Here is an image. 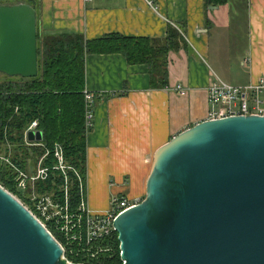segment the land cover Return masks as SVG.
I'll return each instance as SVG.
<instances>
[{"label":"crops","instance_id":"obj_1","mask_svg":"<svg viewBox=\"0 0 264 264\" xmlns=\"http://www.w3.org/2000/svg\"><path fill=\"white\" fill-rule=\"evenodd\" d=\"M36 2L41 35H79L86 43L115 35L171 47L165 88H153L149 67L129 65L122 54L84 57V91L95 101L86 134L85 204L92 213L108 210L114 196L144 198L154 152L207 120L210 73L236 86L264 77V0Z\"/></svg>","mask_w":264,"mask_h":264},{"label":"water","instance_id":"obj_2","mask_svg":"<svg viewBox=\"0 0 264 264\" xmlns=\"http://www.w3.org/2000/svg\"><path fill=\"white\" fill-rule=\"evenodd\" d=\"M37 73L36 9L0 4V74ZM112 228L122 264H264V117L206 120L174 136L153 154L144 199ZM0 264H73L1 186Z\"/></svg>","mask_w":264,"mask_h":264},{"label":"trees","instance_id":"obj_3","mask_svg":"<svg viewBox=\"0 0 264 264\" xmlns=\"http://www.w3.org/2000/svg\"><path fill=\"white\" fill-rule=\"evenodd\" d=\"M27 3L36 9V0H3L0 4ZM222 5L226 0H206ZM168 47H156L146 40L107 36L101 40L84 42L79 35L45 36L37 31L38 73L35 78H8L0 74V186L17 197L34 215L37 200L48 197L58 208L65 206L63 175L53 170L56 160L54 146L63 150L64 163L72 166L79 179L67 172V210L80 214V205L86 202V134L84 130V57L92 54H122L129 65L144 64L149 67L150 85L153 88L167 86L166 53ZM37 122L42 132L41 142L27 146L24 133ZM41 144V145H36ZM7 158L9 163L2 161ZM46 168L44 180L28 182L25 190L19 187L20 176L33 175L37 162ZM17 179V181H16ZM61 224V223H60ZM47 230L65 250V257L74 264H122L117 234L95 243L93 258H86L83 243L67 244L63 234L57 232L55 220L46 224ZM56 225V227H55ZM59 225V224H58ZM60 226V225H59ZM70 249L81 252L79 257ZM101 252H98V250Z\"/></svg>","mask_w":264,"mask_h":264},{"label":"built area","instance_id":"obj_4","mask_svg":"<svg viewBox=\"0 0 264 264\" xmlns=\"http://www.w3.org/2000/svg\"><path fill=\"white\" fill-rule=\"evenodd\" d=\"M174 91L181 96L186 94V90L181 85H176ZM206 94L208 121L221 120L230 117H264V77L244 86H236L228 84L222 81L214 73H210V79L206 87ZM83 96L85 115L84 129L88 132L92 128V108L95 101L94 95L90 92L84 91ZM30 131H39L37 129L36 121H33L24 133L25 143L29 147L35 146V144L28 142L27 140V134ZM36 145L39 146L41 144ZM53 156L56 160L53 170L61 172L64 178L63 189L65 194V206L63 208H58L50 201V199L45 198L37 200L35 197L33 202L40 215H48L49 218L53 217L57 225V232L63 234L67 244L73 245L75 242L83 243L86 247L82 250L84 256L86 258H93L97 255V250L92 252L91 247L95 243L109 237L114 232L112 223L115 217L123 211L137 205L142 200L129 199L125 196H114L111 199L109 209L105 212L92 213L87 209L86 204L82 203L79 208L80 214H69L66 206L69 185L67 172L74 174L77 179H79V176L72 166H68L64 163L63 150L60 145L54 146ZM47 171L46 168L41 167L40 163L35 174L23 175L20 173L19 176L21 180L19 187L24 191L28 182H34L39 179L44 180L47 177ZM34 216L37 218L36 215ZM37 219L39 220V218ZM63 251L65 256L64 248ZM78 252L81 255L80 251L70 249V254L75 257H79ZM98 252H101V250L99 249ZM68 262L70 261L68 260Z\"/></svg>","mask_w":264,"mask_h":264},{"label":"rangeland","instance_id":"obj_5","mask_svg":"<svg viewBox=\"0 0 264 264\" xmlns=\"http://www.w3.org/2000/svg\"><path fill=\"white\" fill-rule=\"evenodd\" d=\"M0 1H3V0H0ZM25 139V138H24ZM2 161H4L5 163H9L8 162V159L6 158H3L2 159ZM41 161H42V158H40L39 159V161L37 162V166H36V171H37V168H38V166H39V164L41 163ZM35 171V172H36ZM16 181H17V179H16ZM14 196V195H13ZM36 197V195H33L32 194V196H29V199L31 200V202H32V204L34 203L33 202V199ZM17 198V197H16ZM45 199H49L48 197H46ZM144 199V198H143ZM142 199V200H143ZM19 200V199H18ZM29 210V209H28ZM34 212H36L35 213V215L37 216V218H39V220H40V222L46 227L47 225V223H49L50 221H53V217L52 218H49V216L48 215H46V216H42V215H40L39 213H38V211H37V209L35 208V210H34ZM32 213V212H31ZM55 227H56V225H55ZM47 228V227H46ZM78 255L80 256V254H79V252H78Z\"/></svg>","mask_w":264,"mask_h":264}]
</instances>
